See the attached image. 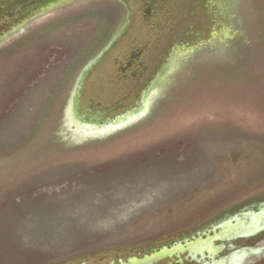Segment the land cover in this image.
<instances>
[{"label": "rangeland", "instance_id": "obj_1", "mask_svg": "<svg viewBox=\"0 0 264 264\" xmlns=\"http://www.w3.org/2000/svg\"><path fill=\"white\" fill-rule=\"evenodd\" d=\"M141 18L90 0L0 34V264L142 260L263 207L264 0H198L179 41Z\"/></svg>", "mask_w": 264, "mask_h": 264}, {"label": "flooded vegetation", "instance_id": "obj_2", "mask_svg": "<svg viewBox=\"0 0 264 264\" xmlns=\"http://www.w3.org/2000/svg\"><path fill=\"white\" fill-rule=\"evenodd\" d=\"M90 0H0V34L3 30L8 31L11 27L20 26L25 22L28 18L34 17L40 13H45L49 11H58L62 9H69L70 7H76L80 4H85ZM94 1H105V0H94ZM116 2L121 7H125V10L132 14V16H137L140 13L142 17V24L153 30H157L163 23L166 27L173 28L174 34L172 35L173 39H175V35L177 34L175 41H179L182 39V32H177L181 30V26L189 19L193 22L196 21L195 18L198 16V0H112ZM186 8V9H185ZM184 10V11H183ZM186 14V15H185ZM132 20L128 21L130 24ZM185 25V24H184ZM169 28V29H170ZM4 35V34H2ZM176 35V36H177ZM186 36V33H185ZM126 38V37H125ZM163 39V38H162ZM170 41V40H169ZM174 41V42H175ZM173 42V43H174ZM140 52L136 51V54L130 55V58H138ZM146 66H143L142 69H135L136 74L133 73L132 76L138 79L139 75H141L142 71H147ZM140 71V73L138 72ZM143 73V72H142ZM134 79V80H136ZM133 81V80H132ZM234 218V217H233ZM233 218H229L225 222H223L220 226L213 228V230H207V234L205 232L201 233L199 236L197 234L195 239H191L189 241L185 240L181 244H172V246L168 247V251H172V253L166 257L170 259L168 264H181L183 261L180 259V255L182 253H186L189 261H198L201 256L198 254V241L200 242H210L209 239H213L210 244L211 250H216V252L222 248V250H227L228 246H234L237 243H242L244 241H252V238H237V239H223L224 233L222 232V226L231 221L230 225H234L235 222L232 221ZM218 222V221H216ZM215 222V223H216ZM214 223V224H215ZM222 232V233H221ZM217 237V239H215ZM262 238H258V240ZM214 242H219L221 248H215ZM258 242V241H257ZM256 242V243H257ZM195 244L193 248V253L190 254L187 249V245ZM235 245V246H236ZM173 249L175 251H173ZM231 249V248H230ZM163 250V249H162ZM161 251V250H159ZM208 258V254H204ZM215 255V253H214ZM260 255H262L260 253ZM172 257L175 259L173 260ZM199 257V259H198ZM263 259H258L253 261L250 264H258Z\"/></svg>", "mask_w": 264, "mask_h": 264}, {"label": "water", "instance_id": "obj_3", "mask_svg": "<svg viewBox=\"0 0 264 264\" xmlns=\"http://www.w3.org/2000/svg\"><path fill=\"white\" fill-rule=\"evenodd\" d=\"M260 209L256 213L248 212L243 213V217L239 218L238 216L234 217L232 221L235 222L234 225H230V222L225 223L222 226V232L224 233L223 239H237V238H252L258 235V233L264 231V205H262ZM221 232V233H222ZM217 239V237L215 238ZM210 242H200L198 241V254L201 258L204 257V254H208V262H203L201 264H250L253 261L260 259L263 250H252L250 248L243 249L241 251H237L235 253H231L229 258H226L224 261H215L214 260V253L216 254V250L210 247L213 239H209ZM261 242L264 240L261 239ZM195 244L187 245V249L190 251L189 253L192 254L193 248ZM233 246H228L227 250L230 251ZM222 249V248H221ZM220 250V249H219ZM218 250V251H219ZM173 251H175L173 249ZM172 251H168L167 249H163L156 254L151 255L150 257H145L142 260L137 259H129L127 262L123 263L120 262L119 264H153L158 262L159 260L165 258L166 256L170 255ZM255 257L254 260L250 261L249 258ZM264 257V256H263ZM199 261V260H198Z\"/></svg>", "mask_w": 264, "mask_h": 264}]
</instances>
